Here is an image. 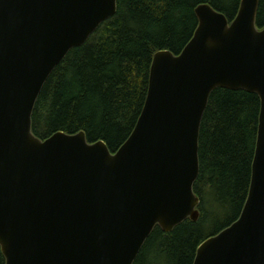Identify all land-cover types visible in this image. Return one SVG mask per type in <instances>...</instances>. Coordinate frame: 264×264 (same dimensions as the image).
<instances>
[{
	"label": "water",
	"instance_id": "water-1",
	"mask_svg": "<svg viewBox=\"0 0 264 264\" xmlns=\"http://www.w3.org/2000/svg\"><path fill=\"white\" fill-rule=\"evenodd\" d=\"M118 0H0V247L5 264H134L156 227L200 219L201 124L212 93L261 100L247 201L194 264H264V28L260 0L236 18L209 4L174 55L155 54L136 127L112 153L84 132L41 140L32 116L54 70L113 18Z\"/></svg>",
	"mask_w": 264,
	"mask_h": 264
},
{
	"label": "trees",
	"instance_id": "trees-1",
	"mask_svg": "<svg viewBox=\"0 0 264 264\" xmlns=\"http://www.w3.org/2000/svg\"><path fill=\"white\" fill-rule=\"evenodd\" d=\"M209 4L232 22L241 0H118L116 15L73 49L47 80L32 116L33 134L84 132L112 153L129 139L144 108L156 53L180 54ZM257 27L264 28V0ZM261 100L246 91L218 89L209 99L199 139L198 222L173 232L156 227L134 264H194L199 246L236 222L247 201ZM6 260L0 247V264Z\"/></svg>",
	"mask_w": 264,
	"mask_h": 264
}]
</instances>
